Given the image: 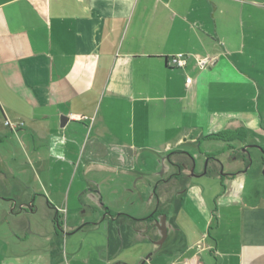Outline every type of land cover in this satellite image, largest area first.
<instances>
[{
	"label": "crops",
	"instance_id": "obj_1",
	"mask_svg": "<svg viewBox=\"0 0 264 264\" xmlns=\"http://www.w3.org/2000/svg\"><path fill=\"white\" fill-rule=\"evenodd\" d=\"M262 66L264 0H0V204L22 215L0 264H264L246 163L199 152L224 131L264 142L241 92ZM213 153L225 175L203 172Z\"/></svg>",
	"mask_w": 264,
	"mask_h": 264
},
{
	"label": "rangeland",
	"instance_id": "obj_2",
	"mask_svg": "<svg viewBox=\"0 0 264 264\" xmlns=\"http://www.w3.org/2000/svg\"><path fill=\"white\" fill-rule=\"evenodd\" d=\"M261 68H263V70H264V66H262ZM255 74H256V72H255ZM263 74H264V72H263ZM256 81L259 84L258 87H256V84H254V85L246 84V85L242 86L241 92L243 94V97H245L244 98V104L242 106L243 110H250L256 106H258L259 110H262V108L264 107V85L260 81H258V79H254V82H256ZM258 95H259V97H258ZM263 126H264V123H263ZM255 142H256L255 139H252L251 143H255ZM261 144H264V143H261ZM219 146H220V143L217 141H212V140L203 141V142H201L199 152H203L206 149L207 150L209 149L212 152H215ZM248 151L250 154L249 155L250 156L249 157L250 162H248V165H247L248 171H246V173L243 176V177H245V188H244L245 193H250L251 199H253L257 196L258 197L261 196L264 198V165H262V162H261V159L264 158V154L261 153L260 151L254 150L252 148H250ZM213 154L217 157V153H213ZM210 158H213V157L211 156ZM222 161H225V158L222 159ZM209 163L210 164L208 167V175L211 176L213 174L214 170L212 168V163L211 162H209ZM204 166H205V160H204L203 165H202L203 170H204ZM160 172H162V168H160ZM204 179H205L204 180L205 182H203V183L205 185V188H210L211 193H216V192L221 191L220 186H214L213 182L211 180H209L208 178H204ZM185 181H189V179H186ZM193 181H197V180H193ZM10 183L12 184L13 190L18 191V188H16L15 182L10 181ZM2 186L3 185H0V187H2ZM170 188L173 191L175 190V192H177V193H181L183 191V187L181 185L170 184V185H167L166 188H165V186L161 187V189L164 192H168V190ZM1 199L5 200L4 201L5 204L10 203L11 202L10 200H14V199L2 197L1 191H0V200ZM178 202L179 201L177 200L176 204H178ZM16 217L22 218V215L17 214V212H14L11 215V214H9L8 209L5 206L0 204V227H2V228L6 227L9 230L10 229L9 226L12 225V223H13L11 218H13V220H14V218H16ZM92 236L93 235L83 236V238H87L86 241H88V239H91ZM11 237L10 236L8 237L9 238L7 240L8 243H14V240ZM20 238H22V237H20ZM78 240L79 239H76L75 242L78 243L79 242ZM0 243H5V242L0 241ZM85 243H87V242H85ZM148 245H151V244H148Z\"/></svg>",
	"mask_w": 264,
	"mask_h": 264
},
{
	"label": "flooded vegetation",
	"instance_id": "obj_3",
	"mask_svg": "<svg viewBox=\"0 0 264 264\" xmlns=\"http://www.w3.org/2000/svg\"><path fill=\"white\" fill-rule=\"evenodd\" d=\"M255 143H251V140L249 142H247V140L244 137V140H242L240 137H234L231 140H224V141H219L221 149L224 150V152L226 153L225 156V161L226 163H231L234 164V168L237 170V166L240 165L241 163H246L245 168L248 165V162H250L249 159V149L252 148L256 151H260L261 153L264 154V144L259 143V141L257 139H255ZM264 143V142H263ZM224 153H217V155L222 156ZM212 156V155H211ZM211 156L205 158V166H204V171L207 170V163H209L210 160H216L217 167L215 169V171H217L220 174H224V162L220 161L219 158L212 156L213 158H210ZM262 165H264V158L261 159ZM173 169H175L176 171H180L182 168H185V166L183 164H173ZM187 169V168H185ZM234 169V170H235ZM233 172H237L234 171ZM244 170V169H243ZM232 175L233 173H229L226 175ZM225 175V174H224ZM148 220V218H147ZM156 222V220H155ZM54 224L55 226L58 224L57 219H54ZM156 224V223H155ZM159 224V223H158ZM58 226V225H57Z\"/></svg>",
	"mask_w": 264,
	"mask_h": 264
},
{
	"label": "built area",
	"instance_id": "obj_4",
	"mask_svg": "<svg viewBox=\"0 0 264 264\" xmlns=\"http://www.w3.org/2000/svg\"><path fill=\"white\" fill-rule=\"evenodd\" d=\"M189 59L188 55H184V54H177L174 55L172 57L169 58V63L172 67L176 68V69H182L184 68L186 61ZM214 62L213 58L210 57H205V58H201V59H196V63L197 65L200 67V69H205L207 68L209 65H211ZM191 84V79L190 78H186L185 79V85L188 88V86ZM69 120H82L81 117H75L70 115L68 117ZM7 126H9L8 123H6Z\"/></svg>",
	"mask_w": 264,
	"mask_h": 264
},
{
	"label": "trees",
	"instance_id": "obj_5",
	"mask_svg": "<svg viewBox=\"0 0 264 264\" xmlns=\"http://www.w3.org/2000/svg\"><path fill=\"white\" fill-rule=\"evenodd\" d=\"M234 137H240L244 140L245 134L242 131H224L216 135H209L206 138L212 141L231 140Z\"/></svg>",
	"mask_w": 264,
	"mask_h": 264
},
{
	"label": "water",
	"instance_id": "obj_6",
	"mask_svg": "<svg viewBox=\"0 0 264 264\" xmlns=\"http://www.w3.org/2000/svg\"><path fill=\"white\" fill-rule=\"evenodd\" d=\"M67 121H68L67 117H65V116L60 117V119H59L60 127L62 128L67 123ZM191 172H192V170H191ZM158 223L161 226L158 225ZM156 228H157L158 233H159V235L161 237L160 240H159V242H158V245H161L163 243V241L165 240L166 234H167V227L165 226V219H164V217L162 219H159L158 218L156 220Z\"/></svg>",
	"mask_w": 264,
	"mask_h": 264
}]
</instances>
